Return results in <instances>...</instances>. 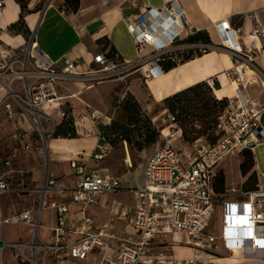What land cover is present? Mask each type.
<instances>
[{"label":"crops","instance_id":"0c3cea01","mask_svg":"<svg viewBox=\"0 0 264 264\" xmlns=\"http://www.w3.org/2000/svg\"><path fill=\"white\" fill-rule=\"evenodd\" d=\"M4 5L0 8V52L11 49L19 50L21 53L36 48L39 55L55 64L57 68L64 65L66 60L76 63V70L84 77H70L58 85L61 100L57 104L44 105L39 108L42 114V123L47 131H52L53 121L60 125L63 119L59 111L71 108L75 121L77 138H52L48 143V157L44 165L35 155L33 160L25 161L22 165L28 170L15 171L13 169V157L8 156L4 147L3 139L12 134V138L18 145L30 144L34 147L36 138L32 120L22 112L16 104H13V114L10 115L3 109L0 112V154L4 161L11 162L10 167L1 166L0 175L11 182L18 189L27 190L17 194H6L1 197L0 209L4 219H12L24 211H31L33 217L38 219L43 190L46 185L47 175L51 176L56 187L63 190L60 193L56 188H48L45 192V208L40 216L41 228L39 230L41 242H51V228L59 225L57 210L50 205L53 202L65 203L69 207L66 217L67 228L72 231L76 228L74 213L82 208L81 204L72 202L71 190L76 187L77 173L73 167L75 160L84 161L91 170H99L103 174H109L121 180V189L112 195L101 196L96 208L90 209L89 215L95 220L96 226H108L109 231L118 238L136 239L139 231L129 224L124 209H128L133 215L139 206V201L131 192V188L139 184L137 174L131 170L124 175H115L105 166L106 160H96L94 156L99 152L102 125L93 118V113L98 112L113 118L114 106L120 103L128 95L133 96L147 115H151L158 107L165 106V100L175 94L191 88L199 83L214 80L216 83L215 94L218 98L234 96L237 86L232 84L227 72L234 67L229 61L227 53L219 50L224 42L219 23L230 21L231 28H244L250 32L257 24L264 28V0H139L132 3L130 0H80V8L77 13L66 10L63 0H0ZM172 1H177L185 11L187 27L182 32L178 48L171 53L168 60L176 62L177 67L171 71H163L160 67L154 71L152 78L146 80L142 73L137 71L130 74L125 82H106L98 84L91 80L98 66L94 63V57L98 53H104L111 57H118L121 62L135 63L139 60L136 43L127 29L126 17L130 14H143L146 8L163 9ZM25 10V22L30 33L29 37L23 34L11 32L9 28L21 18L22 9ZM198 33L208 34L212 44L192 43L190 38ZM249 38H247V42ZM147 49V53L150 52ZM201 51V55L195 54L192 60L183 62L184 58L191 52ZM27 61L29 71H34V60L26 59L24 53L14 62L12 68L16 70L19 64ZM9 63V61H5ZM1 64H4L2 62ZM259 73L258 82L249 88L251 96L260 102L264 101V56L256 61ZM148 69H152L151 66ZM18 80L16 91L21 89L22 80L11 81V86ZM28 82L32 84L33 78ZM0 104L5 99V88L0 86ZM4 90V92L2 91ZM169 114L167 109L160 113L159 121H163ZM53 120V121H52ZM154 123L156 120L152 119ZM261 124L264 128V114ZM170 126V125H169ZM167 132L161 131V141L154 153L162 147L163 136ZM38 141L40 137L36 136ZM183 138L175 142V147L181 150H189L190 146L182 147ZM12 141V140H11ZM42 143V141L40 140ZM15 143H10L11 147ZM43 144V143H42ZM180 146V147H179ZM195 146H206L198 142ZM192 147V148H193ZM113 150V149H112ZM111 150V151H112ZM11 151V150H10ZM246 152V151H244ZM244 152H236L220 163L215 172V205L212 220L217 214L219 220V235L208 231L218 240V249L224 251L225 256H217L220 264H264V242L257 248L247 246L243 249L229 250L222 240V232L225 224L224 209L230 204L245 198L246 193L254 191L257 184L264 183V139L252 152L254 165L248 175L244 176L241 166L244 162ZM111 153V152H110ZM109 153V154H110ZM108 154V155H109ZM35 160V161H34ZM146 161V162H147ZM129 162V161H127ZM30 163V165H28ZM28 166V167H27ZM130 166V165H129ZM133 168V167H132ZM27 171L30 176L27 179L15 181L16 175H23ZM254 180L248 182L251 175ZM220 189V191H217ZM128 194L134 200L132 203H124L119 195ZM29 198L32 203L26 204ZM18 202L20 206L14 214L6 213L3 200ZM37 204H40L37 206ZM53 214V222L49 223L47 215ZM7 225H24L14 222ZM29 227V226H27ZM31 228V227H30ZM32 236V228L30 229ZM256 231L243 230L241 237L253 236ZM257 233H259L257 231ZM264 237V230L260 232ZM186 233L176 230L168 237L155 242V252L167 251V259L185 261L193 256V249L188 246V241L183 237ZM80 237L70 232L66 238L69 242H75ZM31 238H29L30 240ZM27 240V241H29ZM25 241V242H27ZM17 243V242H7ZM21 243V242H20ZM186 243V244H184ZM214 251V250H213ZM114 258L115 250L110 252ZM155 258V256H154ZM54 264H59L57 257H51ZM101 255L91 254L86 261L70 259V264H99ZM44 263L43 261L40 263Z\"/></svg>","mask_w":264,"mask_h":264},{"label":"built area","instance_id":"2783aa9c","mask_svg":"<svg viewBox=\"0 0 264 264\" xmlns=\"http://www.w3.org/2000/svg\"><path fill=\"white\" fill-rule=\"evenodd\" d=\"M63 2L65 4V0ZM3 5L4 1H0V8ZM126 22L128 32L136 43L139 60L135 63L115 62L104 53H98L94 57L98 69L91 77L98 84L125 82L130 74L137 71L146 80L152 78L154 71L159 68V59L179 47L178 42L188 24L185 11L177 1L170 2L163 9L146 8L143 14H130L126 17ZM219 26L224 42L218 48H222L229 61L234 64L227 72V77L237 86L235 95L226 98L228 108L225 134L213 146L178 149L174 144L179 138H183L182 130L176 117L169 112L162 122L174 128L168 135L162 134V147L147 162L139 165V184L131 188L139 206L133 215L126 208L123 212L129 224L139 231L137 238L121 239L112 234L107 225L96 226L88 211L97 207L99 197L117 193L122 187L121 180L99 170L89 169L85 160H75L73 167L78 179L70 194L73 203L82 205L74 213L76 228L72 231L67 228V204L53 202L50 206L57 210L59 225L50 229L51 242H41L40 216L46 204L45 192L48 188L64 192L56 187L55 180L48 174L38 219L33 217L31 211H24L12 219H4L0 209V264H3L7 248H17L24 260L31 264H39L51 257H57L59 264H70V259L86 261L91 254L96 253L101 255L99 264H220L217 256L205 251L219 248L216 244L218 238L207 232L215 205L214 170L236 152H253L264 139V128L261 124L264 101L255 100L249 93V88L256 85L259 78L256 61L264 56V28L257 24L246 33L242 27L235 30L231 28L229 20L220 22ZM148 48L151 49L149 53L146 52ZM22 53L26 59L34 60V71L28 70L27 62L23 64L21 71L13 70L14 62ZM0 60L10 62V74L0 73V84L6 92L5 99L0 104V112L5 109L12 115L13 104H16L32 120L40 140L48 146L49 141L54 138L58 124L52 120L53 129L47 131L43 126L39 108L57 104L61 100L58 90L60 82L85 75L79 74L76 63L70 60L57 68L43 55H39L36 48L21 53L16 49L0 52ZM7 66L9 64H2L0 70ZM149 66L152 69H148ZM5 78L10 81L9 85ZM29 78L34 79L32 84L28 82ZM15 79L23 81L19 91L11 86V81ZM208 84L215 93V81L210 80ZM59 116L64 119L66 111L61 109ZM93 118L103 127L113 121V118L98 112L93 113ZM112 149L109 144L100 145L94 158L103 160ZM1 166L10 167L11 162L4 161L0 154ZM130 167H133L132 164ZM25 191L27 190L18 189L0 175V200L3 195ZM244 195L243 200L224 209L226 217L222 240L229 250L247 246L257 248L264 242V237L260 234L264 230V183L260 182L256 190ZM14 222L32 228L29 241L7 243L3 240V226ZM176 230L184 231L190 239L188 243L192 245L194 254L188 260H169L167 251L156 253L154 250L156 241L168 237ZM243 230H255L256 233L244 238L241 237ZM70 232L80 238L75 242L67 241ZM112 250L116 252L114 258L109 255Z\"/></svg>","mask_w":264,"mask_h":264},{"label":"rangeland","instance_id":"374dc122","mask_svg":"<svg viewBox=\"0 0 264 264\" xmlns=\"http://www.w3.org/2000/svg\"><path fill=\"white\" fill-rule=\"evenodd\" d=\"M21 57V56H20ZM8 61V60H7ZM4 62L3 60H0V66L2 65L1 63ZM27 61L23 62L26 63ZM5 63V62H4ZM9 66L3 68L0 70V73H5V74H10V62L7 63ZM23 64H19L18 68L16 69L17 71H21L23 68ZM7 84H10V81L8 78H5ZM1 81V80H0ZM20 82L16 80L13 83V88L16 89V86ZM1 86V84H0ZM0 89H2L0 87ZM7 90V89H6ZM6 93V92H4ZM204 94V101L201 102L200 104H197V106L190 107L192 105L191 103H186V106H189L190 108L188 109L187 113L182 115L180 112H178V119H179V124L178 126H184L186 128L189 138H194L197 136L195 132L202 131L206 132V136L201 137L200 143L204 144L206 143V140L210 142L214 136H217L221 130L219 129V119L218 117L221 114V108L218 106L215 102H217V99L214 97L212 93L209 91L203 92ZM123 101V102H122ZM124 99L120 101L116 106H114V112H113V117H114V127L115 128H127L128 130L132 131V138L131 142L128 143L125 142L121 139V137H115L113 139L114 141V146L113 150L111 153L105 158L106 160V165L109 169L110 172L115 174V175H124L125 173H128L129 170L132 171L133 174H137V178L139 179V165L142 163H145L147 159L152 155V153L158 148V145L160 144L161 138L158 136L156 142L150 143V137L149 133L147 130V127L149 125L148 119H150L153 124L156 126L159 135L160 131H165L167 132L169 130L170 126L165 125L162 121H159L160 119V113L162 110L167 109L168 107L165 104V106L158 107L155 112H153L150 116L147 115L146 119L142 112L139 110H135V117L133 122H131V114L128 113L127 109H125V104H124ZM169 111V110H168ZM156 120L157 123H154L152 120ZM35 127V126H34ZM174 127H171V130ZM115 131V130H114ZM150 132V131H149ZM14 133V132H13ZM12 133V134H13ZM12 134L10 133L9 135H6V137L3 139L4 147H6L8 153V156L13 157V169L15 171H22V170H28V168H25L22 164L30 160V162L33 160L34 156L36 155L38 160L41 162L42 165H44L45 158L48 157V148L47 145L42 144L40 140L38 141L37 135L38 132L36 129L33 130L34 137L36 138V143L33 146L30 144H26L25 146L18 145L12 138ZM39 136V135H38ZM161 136V135H160ZM12 140V141H11ZM182 141V147H187L190 146L191 143L188 140H181ZM15 143L13 147H11L10 143ZM136 144H140L143 149L140 150L139 147ZM175 146V144H174ZM180 147V146H179ZM11 150V151H10ZM35 161V160H34ZM129 161V162H127ZM132 164L133 168H131L129 165ZM30 165V163H28ZM28 167V166H27ZM24 174L21 175H16L15 181L17 182L18 180L21 179H27L30 174L27 171H23ZM217 191H220L218 189ZM33 198H29L27 200L26 204L32 203L31 200ZM119 199L122 200L124 203H132L134 204V200L132 197L128 194L125 195H119ZM4 210L6 213H13L14 211L17 210V208L20 206L19 201L18 202H11L8 200H3L2 202ZM40 204H37L39 206ZM47 220L49 223L53 222V214L49 213L47 215ZM219 220L217 218V214L215 215L208 231L210 233H213L215 235H219ZM31 228L24 226V225H7L3 228V240L5 242H25L29 240L30 233H31ZM184 241H190V239L185 236L183 237ZM186 244V243H184ZM192 248V245H188ZM193 249V248H192ZM207 252H216L215 254L217 256H222V254L225 256L224 251L222 249H217L214 248L213 250H207ZM194 254V251H193ZM42 264H54L51 258H46ZM3 264H31L27 260H24V258L21 256L20 251L17 248H7L4 252L3 256ZM40 264V263H39ZM87 264H93V263H87Z\"/></svg>","mask_w":264,"mask_h":264},{"label":"trees","instance_id":"16d2710c","mask_svg":"<svg viewBox=\"0 0 264 264\" xmlns=\"http://www.w3.org/2000/svg\"><path fill=\"white\" fill-rule=\"evenodd\" d=\"M65 8L67 11H71L73 13H77L79 11L80 8V0H65ZM25 10L24 7L22 9V14H21V18L18 22H16L15 24H13L9 30L11 32H15V33H20L25 35L26 37H29L30 31L27 28L26 22H25ZM190 42L192 43H204V44H212L208 34H203V33H198L197 35H195L194 37L189 39ZM179 43V42H178ZM201 51H196L191 52L190 54H188L185 58L183 62H187L193 59V57L195 56V54L197 55H201ZM108 58L112 59L115 62H121L118 57H111L107 54H105ZM171 56L170 54H167L163 57H161L158 61V65L159 67L163 70V71H171L172 69L176 68L178 65L176 62H171V60H168ZM209 91L210 93H212L214 95V97L217 99V102H215L218 106H220L221 108V114L218 117L219 119V129L221 130V132L217 135L214 136V138L208 142L207 139L205 145L206 146H213L214 144H216L221 137L225 134V129L224 126L226 124V120H227V108H228V100L226 98L224 99H218L217 96L214 93L213 88L208 84V82H202L199 83L191 88H188L184 91H181L177 94H175L174 96L167 98L165 100V104L168 107V110L171 114H173L176 117V121L177 124H179V119H178V112H180L182 115L186 114L188 109L190 107H193L194 105L197 106V104H200L201 102L204 101V94L203 92ZM123 102V101H122ZM124 104H125V109H127L128 113L131 114L132 118H131V122H133L134 117H135V110H139L140 112H142L143 116L147 118V114L144 112V110L142 109L141 105L138 103V101L131 95H128L125 99H124ZM186 103H191L192 105L186 106ZM66 117L63 119L62 123L60 125L57 126L56 132L54 137L55 138H68V139H74L77 138V130H76V125H75V121L74 118L72 116V110L71 108H67L66 110ZM114 117H113V121L110 125L104 126L102 127V132H101V139H100V145L103 144H109L112 148H113V144L114 141L113 139H115V137H121V139L125 142L128 143H132L131 142V138H132V131L128 130L127 128L123 127V128H115L114 127ZM149 121V125L147 127L148 133H149V137H150V143H155L158 136L159 132L156 128V126L153 124V122L148 119ZM181 130H182V136H183V140H188L190 141L191 145L190 147H193L194 145H196L198 142L202 141L201 137L203 139V137L206 136V132H202V131H198L195 132V134H197L196 137L194 138H189V134L186 130V128H184V126H180ZM115 130V131H114ZM150 131V132H149ZM140 150L143 149V147L140 144H136ZM246 151V152H244ZM242 151V153L244 152V162L241 166V170L244 176L248 175V173L251 171L253 165H254V159H253V155L251 151L248 150H244ZM254 175H251L248 179V182L253 181L254 180ZM258 187V184L256 185V187H254V190H256Z\"/></svg>","mask_w":264,"mask_h":264},{"label":"water","instance_id":"95a60500","mask_svg":"<svg viewBox=\"0 0 264 264\" xmlns=\"http://www.w3.org/2000/svg\"><path fill=\"white\" fill-rule=\"evenodd\" d=\"M219 50H222V48H218ZM224 51V50H223Z\"/></svg>","mask_w":264,"mask_h":264},{"label":"bare ground","instance_id":"6f19581e","mask_svg":"<svg viewBox=\"0 0 264 264\" xmlns=\"http://www.w3.org/2000/svg\"><path fill=\"white\" fill-rule=\"evenodd\" d=\"M228 56V55H227ZM228 59H229V57H228ZM3 92H4V90H2Z\"/></svg>","mask_w":264,"mask_h":264}]
</instances>
